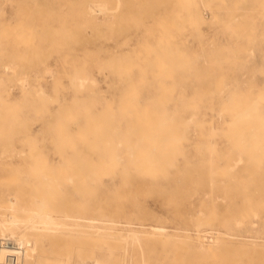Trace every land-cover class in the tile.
Here are the masks:
<instances>
[{"label": "rangeland", "instance_id": "1", "mask_svg": "<svg viewBox=\"0 0 264 264\" xmlns=\"http://www.w3.org/2000/svg\"><path fill=\"white\" fill-rule=\"evenodd\" d=\"M1 212L37 264H264V0H0Z\"/></svg>", "mask_w": 264, "mask_h": 264}, {"label": "bare ground", "instance_id": "2", "mask_svg": "<svg viewBox=\"0 0 264 264\" xmlns=\"http://www.w3.org/2000/svg\"><path fill=\"white\" fill-rule=\"evenodd\" d=\"M28 54H29V51L27 50L25 52V55L27 56ZM3 68H4V72H8L9 70L13 69L11 64H5ZM15 73H16V71H15ZM167 86H170V85H166V87ZM215 91H217V90H215ZM168 101H171V100H168ZM231 138H232V136H231ZM73 159H76V157L73 158ZM77 160H79V158ZM72 162L74 163L73 160H72ZM85 168H87V167H85ZM54 170H55V168H54ZM55 172H56V170H55ZM78 174L80 175V173H78ZM82 174H83V172H82ZM70 175H68V176H70ZM81 175H80V177H81ZM95 175H96V173H95ZM76 176L78 177V175H76ZM229 178H231V177H229ZM212 183H213V181H211V185H212ZM63 185H66V184H63ZM211 188H213V187H211ZM36 207H38V206L36 205ZM24 210L27 211V208L24 207ZM30 210L32 211L33 209L30 208ZM45 210H46V208H45ZM255 218H256V216H255ZM91 221H94V220H91ZM237 223H239V222H237ZM54 225L56 226V223H54L51 220H46L45 218H41L40 220H38V221H36L34 223L33 222L29 223V220L21 218L18 215L13 214V215L7 216L6 213H4V212L2 213L1 212V214H0V238H2L3 241H7L8 245L7 246L6 245H2V242H1L2 239H0V264H37L39 260H38V258L36 259L34 253L36 251L35 246L38 244V241H37L38 236H36L34 231L36 229H40V228H43V231H49V230H51L53 228ZM58 225H60V224H58ZM131 238H133V237H131ZM11 240H13L14 242H12ZM92 258H93L92 256H90V255H88L86 253H83V252H80V254L78 255V259H80V261H83L84 264H89V262L87 260H90ZM92 260H93V263H95V264H103V262L101 260H98V259H92ZM83 263L79 262L78 264H83ZM50 264H65V261L60 258V259H58L57 263H50Z\"/></svg>", "mask_w": 264, "mask_h": 264}, {"label": "built area", "instance_id": "3", "mask_svg": "<svg viewBox=\"0 0 264 264\" xmlns=\"http://www.w3.org/2000/svg\"><path fill=\"white\" fill-rule=\"evenodd\" d=\"M2 245H8V242L7 241H2Z\"/></svg>", "mask_w": 264, "mask_h": 264}]
</instances>
